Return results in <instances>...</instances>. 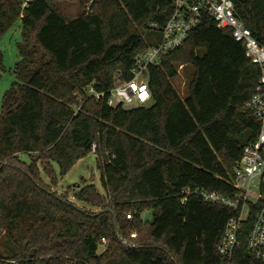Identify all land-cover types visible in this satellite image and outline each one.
<instances>
[{
  "label": "trees",
  "instance_id": "16d2710c",
  "mask_svg": "<svg viewBox=\"0 0 264 264\" xmlns=\"http://www.w3.org/2000/svg\"><path fill=\"white\" fill-rule=\"evenodd\" d=\"M62 1L78 2L74 19L60 13ZM89 1L33 0L21 9L22 0H0V40L17 20L22 27L0 111V264H264L247 250L256 208L227 262L217 246L237 211L198 194H235V168L259 131L246 108L258 67L230 30L203 15L181 46L149 68L150 106L107 107L87 88L107 94L130 81L136 56L160 38L149 23L163 27L172 6L96 0L87 13ZM232 3L264 47V0ZM179 66L193 71L184 99L171 84ZM3 71L0 51V78ZM90 154L105 195L90 184L72 196L95 211L51 190L53 164L63 177ZM145 211L151 221L142 220Z\"/></svg>",
  "mask_w": 264,
  "mask_h": 264
},
{
  "label": "built area",
  "instance_id": "2783aa9c",
  "mask_svg": "<svg viewBox=\"0 0 264 264\" xmlns=\"http://www.w3.org/2000/svg\"><path fill=\"white\" fill-rule=\"evenodd\" d=\"M32 1L22 0L21 9L26 8ZM93 1L96 0H90L85 6L87 13L90 12ZM167 1L172 6L171 15L163 27L149 23L148 28L159 31L160 38L155 45L136 56L130 81L119 84L107 94L96 92L92 86L87 88L86 93L96 101L103 100L107 107L121 106L129 110L143 107L151 97L149 68L159 65L163 55L181 46L203 15L210 17L217 28L230 30L234 41L243 47L244 56L260 71L255 91L246 105L258 123L259 131L256 138L244 146L235 168L232 179L235 194L232 197L205 192L198 194L207 202L237 211V215L227 222L217 246V253L227 262L238 245V235L244 222L252 209L256 208L248 231L247 250L256 260L264 262V47L234 16L232 0ZM101 245L106 247L107 242L103 239Z\"/></svg>",
  "mask_w": 264,
  "mask_h": 264
},
{
  "label": "rangeland",
  "instance_id": "374dc122",
  "mask_svg": "<svg viewBox=\"0 0 264 264\" xmlns=\"http://www.w3.org/2000/svg\"><path fill=\"white\" fill-rule=\"evenodd\" d=\"M57 8L66 20L74 19L79 14L78 2L62 1L57 4ZM21 21L17 20L14 25L2 36L0 40V51L3 56L4 71L1 73L0 78V111L1 102L4 92L10 87L15 80L13 75V67L19 60L17 52V44L21 41ZM192 68L190 66H179L177 68V76L171 80V84L180 96L184 99L187 95L188 83L192 76ZM151 103L145 104L146 107ZM22 161L29 163L28 156H21ZM53 169L57 178L56 186H52L51 190L57 194L68 193L69 200L73 202L77 207L83 208L89 211H95V209L86 206L83 203L76 201L72 193L74 190L82 188L84 185L92 184L101 195H105V191L101 184V174L96 165V158L93 154L88 155L84 159L78 161L69 172L61 177L56 165L53 164ZM41 180L49 185L48 177L41 172ZM50 186V185H49ZM142 220L151 221L152 213L145 211L141 215ZM2 230L0 229V247L2 248ZM104 247L98 246L97 254L102 253Z\"/></svg>",
  "mask_w": 264,
  "mask_h": 264
},
{
  "label": "water",
  "instance_id": "95a60500",
  "mask_svg": "<svg viewBox=\"0 0 264 264\" xmlns=\"http://www.w3.org/2000/svg\"><path fill=\"white\" fill-rule=\"evenodd\" d=\"M114 225H115V227H116L115 220H114ZM116 236H117L118 240H119L120 242H122L123 244H125V245H127V246H131V247H133L132 244H130L128 241L124 240V239L121 237V235L117 232V230H116Z\"/></svg>",
  "mask_w": 264,
  "mask_h": 264
}]
</instances>
